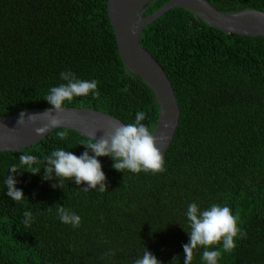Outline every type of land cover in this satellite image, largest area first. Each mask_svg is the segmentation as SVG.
I'll list each match as a JSON object with an SVG mask.
<instances>
[{"label":"trees","instance_id":"obj_1","mask_svg":"<svg viewBox=\"0 0 264 264\" xmlns=\"http://www.w3.org/2000/svg\"><path fill=\"white\" fill-rule=\"evenodd\" d=\"M170 0L148 2L145 16ZM223 13L254 9L264 0H208ZM140 41L167 73L181 118L164 155L166 171L134 174L99 157L107 191H83L71 179L43 180L20 170L16 202L3 184L22 154L43 160L57 148L80 156V133L59 128L40 143L0 152V264H134L144 248L161 264H184L189 242L188 205L228 206L246 238L223 252L218 264H264V37L229 34L186 8H174L142 32ZM97 80L99 98L75 97L64 107L96 109L135 122L137 111L155 132L157 98L120 56L108 0H0V117L50 108L44 99L60 73ZM60 131L68 136L60 139ZM42 167V166H41ZM60 204L81 217L79 227L60 221ZM52 207L49 211L48 208ZM34 219L23 224L24 212ZM114 251V256L107 255ZM204 248L191 264H205Z\"/></svg>","mask_w":264,"mask_h":264},{"label":"clouds","instance_id":"obj_2","mask_svg":"<svg viewBox=\"0 0 264 264\" xmlns=\"http://www.w3.org/2000/svg\"><path fill=\"white\" fill-rule=\"evenodd\" d=\"M61 83L59 86L50 88L45 96L51 105L42 114L29 115L21 112L18 124L24 125L28 122L36 124L37 117L47 114L48 122L35 129L37 134H43L49 128H55L61 125V121L55 113H62L65 108V102H71L75 97H84L92 94L94 98H99L100 93L97 90L98 81L95 79H79L71 71L60 73ZM146 119L144 111H137L134 123H114L108 130L103 131V135L97 139L93 132L88 139L81 143L86 150L77 156L70 151L57 148L47 155L43 160L36 155L22 154L19 156V164L11 165L9 174L3 181L7 186V195L13 201L19 202L25 199L22 189L17 188L16 175L20 170H25L31 174H40L43 168V180H59V184H53L54 188L61 187L65 179L75 181L77 185H86L83 191L98 189L100 192L107 191L106 175L102 170V164L99 157H111L113 168L117 171H130L134 174L140 172H151L152 174L163 173L166 171L165 159L162 150L158 147V140L153 130L143 123ZM60 139L68 136L67 131L57 133ZM42 166V167H41ZM56 211L58 218L64 224H71L73 227H79L81 217L69 209L57 204ZM49 211L52 207L48 208ZM23 224L29 226L34 219L31 211L24 212ZM189 221L190 231L189 242L183 245L185 254L184 264H191L194 257V250L201 246L204 248L202 259L205 264H218L222 258V252L209 250L212 246L219 245L222 242L223 252L231 253L237 246L236 238H246L247 233L239 227V216L233 215L228 206L212 204L207 209L201 210L197 203L188 205L186 212ZM114 256V251L107 254ZM134 264H161L154 254L144 248L142 258L135 260Z\"/></svg>","mask_w":264,"mask_h":264},{"label":"water","instance_id":"obj_3","mask_svg":"<svg viewBox=\"0 0 264 264\" xmlns=\"http://www.w3.org/2000/svg\"><path fill=\"white\" fill-rule=\"evenodd\" d=\"M150 1L155 4L158 0H108V14L125 67L150 86L159 103L160 117L154 133L164 156L177 133L181 111L167 73L140 41L143 30L168 11L182 7L217 30L240 36L264 37V12L247 9L223 13L208 0H170L154 13L145 16L147 8L144 9V6ZM47 109H25L11 116L0 117V152L32 147L59 128L76 131L86 138L97 132L96 138L99 139L103 131L97 130H108L114 123L125 124L113 115L85 107H68L62 113L53 111L52 114L58 116L61 125L49 128L43 134H37L35 129L48 122L47 114L38 116L36 124H18L21 112L42 114Z\"/></svg>","mask_w":264,"mask_h":264}]
</instances>
